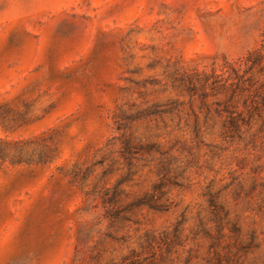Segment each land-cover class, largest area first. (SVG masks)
Wrapping results in <instances>:
<instances>
[{
    "label": "rangeland",
    "instance_id": "1",
    "mask_svg": "<svg viewBox=\"0 0 264 264\" xmlns=\"http://www.w3.org/2000/svg\"><path fill=\"white\" fill-rule=\"evenodd\" d=\"M0 117V264H264V0H0Z\"/></svg>",
    "mask_w": 264,
    "mask_h": 264
},
{
    "label": "trees",
    "instance_id": "2",
    "mask_svg": "<svg viewBox=\"0 0 264 264\" xmlns=\"http://www.w3.org/2000/svg\"><path fill=\"white\" fill-rule=\"evenodd\" d=\"M233 71L237 72L238 68L233 66ZM52 136H54V133L51 134V132H45L40 136H36L28 140L8 141L0 139V170L2 169L3 164L8 160H11L14 164L21 163L23 161L30 163L34 162V158L38 156V159L36 158V164H43L56 159L60 152L58 143L53 142L55 145L53 146L54 148L46 144V142L44 143V141H47L48 137L52 138ZM41 141L44 144V150L39 155L36 152L29 154L28 149L30 143H35L38 146ZM9 145H14L16 151H10L8 148Z\"/></svg>",
    "mask_w": 264,
    "mask_h": 264
}]
</instances>
